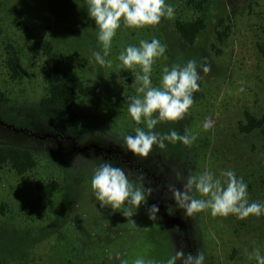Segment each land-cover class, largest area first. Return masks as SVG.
<instances>
[{"label": "rangeland", "instance_id": "rangeland-1", "mask_svg": "<svg viewBox=\"0 0 264 264\" xmlns=\"http://www.w3.org/2000/svg\"><path fill=\"white\" fill-rule=\"evenodd\" d=\"M165 3L174 14L159 24L129 28L121 19L104 57L110 63L102 66L92 56L93 51L103 55V45L88 14V0H0V93L9 100L8 106L0 105V146L30 150L37 158L36 169L25 176L9 166L0 169V206H6L0 216V264H133L138 257L146 264H166L180 249L203 252L204 264H257L248 255L256 248L264 255V215L240 220L231 214L214 217L206 209L187 216L168 191L169 184L183 187L174 169L185 178L204 171L222 178V171L231 170L246 182L249 201L264 203V139L260 131L245 135L239 130L246 112L264 117V0ZM199 4L207 28L188 46L177 35L175 22L200 17ZM217 29L228 34L223 43L216 39ZM153 38L166 45L150 74L153 87H160L165 67L190 59L200 63L206 57L211 71L198 68L200 90L193 94L189 114L154 129L187 130L196 136L192 145L165 141L164 149L154 145L147 157H140L128 151L123 137L135 135L137 127L149 130L143 118L137 124L118 103L126 96H143L137 92L140 84L123 82L121 74L135 80L143 73L139 66L123 67L118 57L128 46ZM44 42H51L70 71L86 83L89 96L79 106V128L49 122L39 113L49 70ZM14 54L20 58L18 80L8 68ZM206 117L211 122L207 130ZM77 155L87 159L71 167ZM103 161L124 169L137 187L142 178L143 186L153 190L136 215L126 218L123 207H100L91 179L93 165ZM37 181L57 183L58 192L44 198L35 188ZM193 194L207 199L195 190ZM152 204L159 207L154 221L148 218ZM162 204L174 211L173 217Z\"/></svg>", "mask_w": 264, "mask_h": 264}, {"label": "clouds", "instance_id": "clouds-1", "mask_svg": "<svg viewBox=\"0 0 264 264\" xmlns=\"http://www.w3.org/2000/svg\"><path fill=\"white\" fill-rule=\"evenodd\" d=\"M88 4V14L99 29L98 40L103 45V55L93 51L92 56L102 66L110 63L104 57L109 54L112 39L120 27L121 19L126 27L143 28L159 24L161 18H170L174 14L173 6L166 4L165 0H88ZM165 52L166 45L153 38L151 42L141 40L139 47L128 46L118 57L123 67L134 69L139 66L143 73H137L133 82L140 84L137 92L142 93L143 96L131 97L128 111L137 124H140L143 118L149 131L137 127L135 135L123 137L126 148L134 156L147 157L154 145L164 149L165 141L171 143L179 141L190 147L196 139V136L187 134V130L184 134H180L175 130L170 133H159L154 129L162 122L182 120L186 114H189V109L194 103L193 94L200 90L198 81L202 77L198 68L207 74L211 71V65L204 62L207 60L205 57L200 63L190 59L183 64L176 63L170 68L165 67L160 87H153L150 79L153 65ZM157 113L158 115L154 117ZM203 127L205 130L211 127L210 118H205ZM81 159L87 158L77 155L71 167ZM173 171L176 181L182 183L183 187L181 189L175 184H169L168 191L176 206L183 209L187 216L206 209H210L214 217L231 214L240 220L249 216L264 215V203L249 201L248 186L243 178L236 176L234 171H222V178L216 177L209 171L185 178L180 171L176 169ZM91 188L100 201L101 208L108 206L115 211L123 207L125 210L122 215L126 218L136 215L142 202H146L153 191L143 186L142 178L141 186L137 187L124 169L114 167L108 161L93 165ZM194 190L207 199H197L193 194ZM158 212V205L152 204L148 208V218L152 221L157 220ZM248 255L250 259H255L257 264H264V255H261L259 248ZM178 261L180 264H204L205 254L200 251L195 255L185 254L182 249L175 250L166 264H177ZM120 264H127V261H121ZM133 264H146V262L142 257H138ZM147 264L154 262L148 261Z\"/></svg>", "mask_w": 264, "mask_h": 264}, {"label": "trees", "instance_id": "trees-1", "mask_svg": "<svg viewBox=\"0 0 264 264\" xmlns=\"http://www.w3.org/2000/svg\"><path fill=\"white\" fill-rule=\"evenodd\" d=\"M193 0H189L190 4ZM202 5H197V10L201 16L193 21L177 20L175 22V30L181 41L193 46L201 34L207 28V18ZM222 24V23H221ZM222 26V25H220ZM228 36L225 30L216 31V39L223 43ZM42 53L47 60L49 70L45 74V83L47 92L44 98L38 103V110L42 118L45 120L63 126L79 128L83 125V117L81 116L79 106L89 96V91L84 80L77 74L70 71L64 58L55 50L51 42H44L42 45ZM8 68L12 73L13 79L20 78V58L14 54L8 59ZM123 82L133 84L134 77L127 73L120 76ZM131 97L122 98L118 107L129 108ZM0 105L8 106L9 100L3 93H0ZM239 130L242 134L249 135L252 132L260 131L264 139V117H256L248 112L245 113V122L240 124ZM9 166L18 176H25L37 167V158L33 151L21 149L12 146H0V169ZM37 192L44 198H52L59 189L55 182L45 183L37 181L35 183ZM168 214L173 217L174 211L167 204H162ZM6 213V206H0V216ZM183 240V235L181 234ZM184 248V243L181 245ZM253 264V263H252Z\"/></svg>", "mask_w": 264, "mask_h": 264}]
</instances>
